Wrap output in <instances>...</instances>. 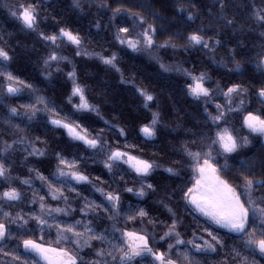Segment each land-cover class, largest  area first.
Returning a JSON list of instances; mask_svg holds the SVG:
<instances>
[{
    "label": "snow or ice",
    "instance_id": "1",
    "mask_svg": "<svg viewBox=\"0 0 264 264\" xmlns=\"http://www.w3.org/2000/svg\"><path fill=\"white\" fill-rule=\"evenodd\" d=\"M160 2L174 9L173 21L131 0H70L77 15L89 16L96 8L107 16V25L98 19L91 24L97 32L112 29L120 51L106 54L89 50L81 30L55 12L54 0L4 5L19 31L43 45L38 55L43 80L52 83L62 74L69 87L57 102L16 74L13 54L0 45V105L22 98L25 90L30 93L28 102L5 105L0 120V264L264 262V0H213L215 11L205 8L211 22L196 27L199 0ZM241 13L244 23L238 19ZM250 35L259 41L251 48L245 43ZM65 47L72 48L74 57L98 60L119 74L120 84L132 88L148 113L136 133L147 144H159L158 152L145 156L144 148L130 141L128 121L120 115L105 118L101 105L106 97L91 96ZM168 50L201 51L229 77L251 69L259 78L222 82L195 64L186 68L166 62L160 53ZM121 52L147 54L162 73L182 75L184 95L202 118H193V128H183L187 139L173 150L180 159L170 164L157 157L168 150L165 136L182 125L168 123L170 111L160 91L138 84L134 72L125 74ZM254 103L261 107L253 108ZM93 116L104 127H92ZM56 131L87 155L54 143L49 132ZM46 162L51 170H41ZM97 162L107 179L87 171ZM122 193L143 206L126 202Z\"/></svg>",
    "mask_w": 264,
    "mask_h": 264
},
{
    "label": "trees",
    "instance_id": "2",
    "mask_svg": "<svg viewBox=\"0 0 264 264\" xmlns=\"http://www.w3.org/2000/svg\"><path fill=\"white\" fill-rule=\"evenodd\" d=\"M169 2L171 3V0H169ZM183 2L189 4V0H183ZM192 2H195V0H192ZM15 3L16 0H0V45L4 46L11 54H13L14 58L11 68L16 74L38 87L44 94L59 102L62 98V94L68 90L69 85L62 74H60L52 83L44 81L40 76L41 62L38 59V55L44 53V47L36 42L34 36H28L26 33H21L19 31V22L10 16L7 8L4 7L5 4L12 6ZM131 3L147 4L153 10L164 15L168 20L173 21L174 19L172 15L174 9L172 11L166 10L160 0H131ZM69 4L70 0H54L55 12H58L64 20L70 21L74 28L81 30L85 35L89 50H94L96 52L103 51L105 54L108 51H120L119 46L115 45V42L112 40V29L110 26L106 27L101 32H97L95 28L91 27L92 22L97 19L102 26L107 25L108 18L104 15L102 10L92 8L91 15L80 16L72 11L68 6ZM197 8L200 10L201 20L197 21V24L193 25V27L200 26L201 24H209L211 22V17L206 14L205 8L215 11L213 0H199ZM229 11H231V9ZM49 14L51 15L55 13L49 10ZM144 14L148 16L147 12ZM238 19L241 23L245 22L243 19V13L238 16ZM119 23L120 21L117 20V24ZM184 27L186 26L182 24L180 25L181 30H183ZM241 38L245 39L244 37ZM226 39L231 40L232 37H226ZM245 43L251 48L253 43L258 44L259 41L255 39L254 35H250L249 38L245 39ZM33 45H35V51L33 50ZM65 54L74 57L71 47H65ZM120 55L122 56L121 67L125 69L126 75L134 72L138 84L149 85L162 93L161 103L170 111L168 123L173 127H177L178 124L182 125V127L177 128V132L165 136V144L168 145V150L166 152H159L157 158L162 164H170L172 161L180 159L179 156L174 155L173 150L174 148L179 147V143L182 140L187 139V136L183 134V128H193V124L195 123V120L193 119L194 117L195 119H202L194 111L195 105L184 95L182 88L184 77L175 72L167 74L162 73L155 61L150 59L147 54L121 52ZM160 55H162L167 61H180L189 68L194 64L202 69L206 68L215 79H220L222 82L229 78L239 81H247L250 77L259 78L258 74L251 69L244 76L229 77L222 69L217 70L212 66L210 62L206 60L204 53L201 51L193 50L191 52L173 54L171 50H168L167 52L161 51ZM221 55H224L223 50L218 52L217 58L219 59ZM74 59L82 80L89 86L91 96L95 97L97 100H99L102 95L106 97V102L101 105L102 114L105 118L110 119L114 115H120L122 120L128 121L129 130L131 132L129 138L130 141L143 147V154L145 156H151L152 153L158 152L160 147L159 144L155 146L147 144L136 133V126L141 121H147L148 113L140 108L138 98L132 88L120 84L119 74L102 65L98 60H89L81 57H74ZM237 59L240 60L241 63L247 65V59L239 56ZM229 66L231 67V65ZM0 95H3V93L0 92ZM29 98L30 93L25 90L22 94V98L13 97L5 100L4 105H0V120H3L6 114L7 109L5 105L25 103L28 102ZM257 107L261 106L258 103H254L253 108ZM65 110L68 111L69 109L65 107ZM91 122L92 127L95 129L104 127L103 123L94 116L92 117ZM37 131H45V129H39ZM49 135L53 137L54 143L66 148V150L73 153H83L82 148L71 146L75 142H69L66 134L62 131L49 132ZM83 154L87 155V153ZM40 167L41 170H44L45 167H48L49 170H51L48 162ZM87 171L93 175L103 176L104 173L103 166L98 162L96 164H89ZM103 178L107 179L106 176H103ZM156 180H162V177L157 175ZM164 182L169 185L180 183L179 180H167ZM122 196L126 202L131 201L133 204H142V202L138 201L131 194L122 193ZM155 199V197H152L149 203H152ZM25 211H27V208H25ZM45 239L48 240L51 238L45 237ZM209 259L211 260L213 258L210 257ZM261 264H264V262H261Z\"/></svg>",
    "mask_w": 264,
    "mask_h": 264
},
{
    "label": "rangeland",
    "instance_id": "3",
    "mask_svg": "<svg viewBox=\"0 0 264 264\" xmlns=\"http://www.w3.org/2000/svg\"><path fill=\"white\" fill-rule=\"evenodd\" d=\"M162 56V55H161ZM166 62H175V63H179V64H182L184 67H186V68H189V67H187L184 63H182V62H180V61H177V60H174V61H167V60H165ZM239 117H236L235 118V123H236V125H237V127H239ZM243 131V130H242ZM246 134V133H245Z\"/></svg>",
    "mask_w": 264,
    "mask_h": 264
}]
</instances>
